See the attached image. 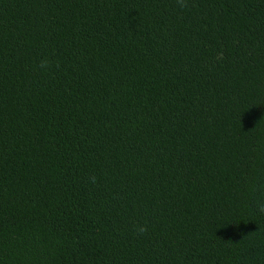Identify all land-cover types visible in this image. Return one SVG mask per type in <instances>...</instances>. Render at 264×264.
Listing matches in <instances>:
<instances>
[{"label": "trees", "instance_id": "1", "mask_svg": "<svg viewBox=\"0 0 264 264\" xmlns=\"http://www.w3.org/2000/svg\"><path fill=\"white\" fill-rule=\"evenodd\" d=\"M259 201L264 0H0V264H264Z\"/></svg>", "mask_w": 264, "mask_h": 264}, {"label": "clouds", "instance_id": "2", "mask_svg": "<svg viewBox=\"0 0 264 264\" xmlns=\"http://www.w3.org/2000/svg\"><path fill=\"white\" fill-rule=\"evenodd\" d=\"M47 64H48V61H47V60H43V61H41L40 66H41V67H46ZM257 211H258L260 214L264 215V201H259V202H258V205H257ZM139 231L142 233V232L146 231V228L143 227V226H141V227L139 228Z\"/></svg>", "mask_w": 264, "mask_h": 264}]
</instances>
